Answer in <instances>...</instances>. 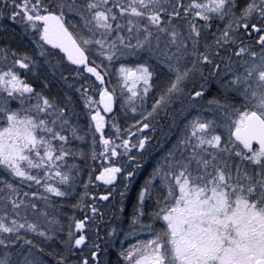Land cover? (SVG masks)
<instances>
[{
	"label": "snow or ice",
	"instance_id": "snow-or-ice-1",
	"mask_svg": "<svg viewBox=\"0 0 264 264\" xmlns=\"http://www.w3.org/2000/svg\"><path fill=\"white\" fill-rule=\"evenodd\" d=\"M0 264H264V0H0Z\"/></svg>",
	"mask_w": 264,
	"mask_h": 264
},
{
	"label": "rangeland",
	"instance_id": "rangeland-1",
	"mask_svg": "<svg viewBox=\"0 0 264 264\" xmlns=\"http://www.w3.org/2000/svg\"><path fill=\"white\" fill-rule=\"evenodd\" d=\"M136 62L137 61L134 58H129V60L127 61L129 66H133ZM165 122H166L165 123V125H166L167 121H165ZM167 131H168V129L166 126L164 127L163 131L158 130V136L156 138V141L153 142L152 151L150 154H147V157L149 159L145 161L144 167L141 169L140 173L136 176V178L134 180L135 184L137 183L139 186L141 184H143V181L146 178L148 172L151 171L152 164L154 163L153 157L156 155V153L159 150V144L164 143V140H165L164 132H167ZM155 135H156V133H155ZM157 141L159 143H157ZM126 200H125V203H126ZM121 239H123V238H121ZM134 242H135L134 239H129V241H128V243H134ZM125 246H127V245H125Z\"/></svg>",
	"mask_w": 264,
	"mask_h": 264
},
{
	"label": "trees",
	"instance_id": "trees-1",
	"mask_svg": "<svg viewBox=\"0 0 264 264\" xmlns=\"http://www.w3.org/2000/svg\"><path fill=\"white\" fill-rule=\"evenodd\" d=\"M147 157V154H146ZM146 160V159H145ZM145 160L143 162H145ZM142 162V163H143ZM97 164L100 163V161H96ZM130 191V190H129ZM136 192H137V188H134L132 190V192H128V196H127V200H126V208L128 210V213H131L133 205L135 204V199H136Z\"/></svg>",
	"mask_w": 264,
	"mask_h": 264
},
{
	"label": "flooded vegetation",
	"instance_id": "flooded-vegetation-1",
	"mask_svg": "<svg viewBox=\"0 0 264 264\" xmlns=\"http://www.w3.org/2000/svg\"><path fill=\"white\" fill-rule=\"evenodd\" d=\"M165 123H166V122H165ZM158 130H159V129H158ZM158 130H157V132H156V135L154 134V135L156 136V138H157V136H158ZM148 159H149V158L146 157V160H148ZM146 160H145V161H146ZM144 163H145V162H143V165H144ZM138 187H139V185H138L137 183L135 184V182L133 181V184H132V186L130 187V191H129V192H132V190H133L134 188H137V189H138Z\"/></svg>",
	"mask_w": 264,
	"mask_h": 264
}]
</instances>
